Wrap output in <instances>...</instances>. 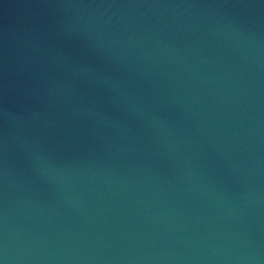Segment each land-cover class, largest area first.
<instances>
[{"label":"water","instance_id":"water-1","mask_svg":"<svg viewBox=\"0 0 264 264\" xmlns=\"http://www.w3.org/2000/svg\"><path fill=\"white\" fill-rule=\"evenodd\" d=\"M4 228L16 264H264V0H0Z\"/></svg>","mask_w":264,"mask_h":264},{"label":"clouds","instance_id":"clouds-1","mask_svg":"<svg viewBox=\"0 0 264 264\" xmlns=\"http://www.w3.org/2000/svg\"><path fill=\"white\" fill-rule=\"evenodd\" d=\"M40 162H45L43 157H40ZM50 171H53L56 173L54 178H63L62 175H60V172L62 170H55V169H49ZM2 175L6 178L7 177V171L5 170ZM15 249L10 247L8 243V232L7 229L4 228L2 231H0V264H16L17 256L15 255Z\"/></svg>","mask_w":264,"mask_h":264}]
</instances>
